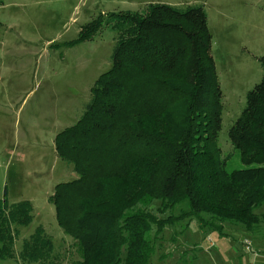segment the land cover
<instances>
[{
  "label": "trees",
  "instance_id": "obj_1",
  "mask_svg": "<svg viewBox=\"0 0 264 264\" xmlns=\"http://www.w3.org/2000/svg\"><path fill=\"white\" fill-rule=\"evenodd\" d=\"M105 30L114 34L111 67L93 83L75 124L53 140L57 158L78 175L48 199L58 227L75 241V264H150L153 227L160 233L172 222L134 211L151 201L161 213L186 202L189 211L177 220L202 223L208 215L216 232L226 222L249 232L264 223V211L255 214L264 205V55L257 58L262 78L228 133L247 168L227 172L216 142L221 90L204 6L149 3L100 13L62 46ZM32 219L29 201L10 204L4 194L0 260L50 262L53 243L41 226L15 253L20 228Z\"/></svg>",
  "mask_w": 264,
  "mask_h": 264
},
{
  "label": "rangeland",
  "instance_id": "obj_2",
  "mask_svg": "<svg viewBox=\"0 0 264 264\" xmlns=\"http://www.w3.org/2000/svg\"><path fill=\"white\" fill-rule=\"evenodd\" d=\"M0 200L29 201L33 219L14 241L17 254L24 240L41 226L53 249L44 264H75L81 256L74 239L58 227L48 201L59 183L78 177L54 152L55 136L75 124L90 99L95 80L110 67L114 34L72 48L79 29L100 13L138 11L149 3L170 6L201 4L212 36L211 56L221 90L220 158L227 172L245 169L228 133L246 105V96L262 78L257 60L264 55V0H0ZM57 45L58 47H53ZM251 167H254L252 165ZM158 202L134 211L159 220L172 217L160 233L153 227L150 264H249L264 258V223L252 232L223 223L220 232L196 219L182 202L161 213ZM139 207V206H138ZM264 205L255 210L260 215ZM135 212V213H136ZM250 243L246 251L243 241ZM16 256V255H15ZM0 264H27L17 257ZM40 264V263H30Z\"/></svg>",
  "mask_w": 264,
  "mask_h": 264
},
{
  "label": "crops",
  "instance_id": "obj_3",
  "mask_svg": "<svg viewBox=\"0 0 264 264\" xmlns=\"http://www.w3.org/2000/svg\"><path fill=\"white\" fill-rule=\"evenodd\" d=\"M249 264H264V258H257L256 260H253Z\"/></svg>",
  "mask_w": 264,
  "mask_h": 264
},
{
  "label": "built area",
  "instance_id": "obj_4",
  "mask_svg": "<svg viewBox=\"0 0 264 264\" xmlns=\"http://www.w3.org/2000/svg\"><path fill=\"white\" fill-rule=\"evenodd\" d=\"M243 245L246 251H250V243L247 240L243 241Z\"/></svg>",
  "mask_w": 264,
  "mask_h": 264
}]
</instances>
